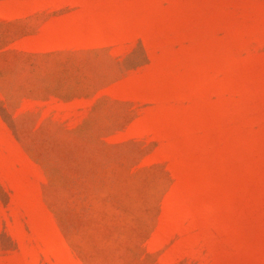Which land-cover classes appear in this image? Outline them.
<instances>
[{"label":"rangeland","instance_id":"obj_1","mask_svg":"<svg viewBox=\"0 0 264 264\" xmlns=\"http://www.w3.org/2000/svg\"><path fill=\"white\" fill-rule=\"evenodd\" d=\"M0 264H264V0H0Z\"/></svg>","mask_w":264,"mask_h":264}]
</instances>
